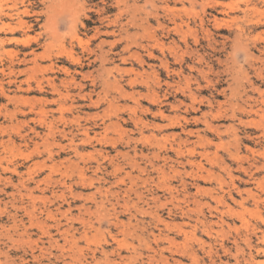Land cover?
I'll use <instances>...</instances> for the list:
<instances>
[{
	"label": "rangeland",
	"instance_id": "374dc122",
	"mask_svg": "<svg viewBox=\"0 0 264 264\" xmlns=\"http://www.w3.org/2000/svg\"><path fill=\"white\" fill-rule=\"evenodd\" d=\"M125 1L128 5L137 1L136 6L149 10L143 0H93L85 4L84 11H73L75 4L69 3L60 13L55 10L56 17L47 29L42 28L45 18L39 16L27 36L0 33L2 39H36L32 48L36 54L43 52L45 36H54L47 48L49 57L39 59L37 67L31 63L16 67L20 71L31 68L17 77L29 82L30 91L25 92L23 83L16 92L22 97L17 103L0 95L1 263L264 264L262 234L252 237L248 248L237 238V232L242 236L245 232L240 220L227 213L229 209L242 212L250 225H258L264 232V201L253 200L245 191L264 200V170L239 169L240 164L247 168L252 159L257 167L264 166V139L256 125L260 120L237 109V118H232L226 105L230 94L238 106L244 100L255 102L259 92L264 94V41H260L264 40V13H244L252 4L264 8V0H149L160 14L158 21L167 26L171 25L164 18V5L178 9L184 20L191 13L189 29L163 39L165 44L175 42L172 47L179 58L174 60V53L167 50L164 55L169 69L181 72V78L175 73L167 76L161 51L151 49V41L141 30L129 28L126 39L118 25L109 23L124 9ZM31 2L33 11L43 10L42 0ZM26 21L34 24L32 19ZM200 22L209 34L200 29ZM148 26L162 39L155 19ZM96 28L102 33L91 39ZM237 30L243 31L239 40L248 51L246 56L232 51ZM4 49L14 47L9 44ZM190 49L203 62L197 64ZM148 50L153 51L154 59L148 57ZM100 52L104 61L97 58ZM0 58L4 59L0 68H5L2 63L6 65L7 58ZM49 65L55 71L64 68L75 74L76 82L83 86L81 92L71 86L69 97L59 100L43 80ZM190 65L206 72L202 77L192 73L199 84L190 82L200 102L195 104L196 110L189 108L188 94L176 87L179 83L185 88L180 80L189 77ZM45 77L56 79L63 90V71H49ZM134 78L139 81L133 85L130 80ZM0 81L5 84L7 77L0 74ZM41 98L47 101L42 103L43 114L39 112ZM217 111L221 116L213 118ZM174 116L186 121L171 126L168 119ZM207 122L218 127L219 134L207 128ZM229 127L234 131L228 132ZM234 133L237 141L231 138ZM192 149L195 154L190 155ZM204 149L212 162L198 154ZM186 160L200 161L203 170ZM14 168L17 173L12 172ZM207 172L209 178H200L208 176ZM219 197H224V203H217Z\"/></svg>",
	"mask_w": 264,
	"mask_h": 264
},
{
	"label": "bare ground",
	"instance_id": "6f19581e",
	"mask_svg": "<svg viewBox=\"0 0 264 264\" xmlns=\"http://www.w3.org/2000/svg\"><path fill=\"white\" fill-rule=\"evenodd\" d=\"M2 1H4V3H2ZM38 1V0H37ZM57 1V2H55ZM93 0H42L41 4L44 6L43 7V10L40 12V13H36L35 11L32 10V5H33V1L31 2V0H0V33H7V34H10V35H15V34H18V35H21V36H27L30 32H32V29L34 26H36V24H38V17L41 16L43 18H45V21H44V24L42 25V28H45L47 29V27L51 26L52 25V21L53 19H55L56 17V12H59L60 11H63L64 7L66 4H69V3H74L75 6L72 7V10L75 11V8L78 9V11H84L85 9V4H87V2H91ZM123 1V0H121ZM180 1V0H179ZM191 1V0H190ZM119 2V0H118ZM137 2V1H136ZM136 2L134 1L132 3V5H128V3L125 1L123 3V7L124 9L123 10H119L118 11V14L114 16V19L110 20L109 23L110 24H113V25H118L119 28H120V31L122 33H124L127 37H124L126 39H128V33H129V28H134V29H138V30H141L142 31V35H145L147 36L148 40L151 41V49H158L159 51H161V56L163 57V59H160V62H161V65L162 67H164V69L166 70V73H167V76L170 75V73H175L179 78H181V72H175L173 70H170L169 67H168V60L165 59V55H164V50H167L169 51V53H174V48L172 47L175 46V42L174 41H171L170 43H167L165 44V42L163 41V39H168L170 37V35L173 33V34H179L183 28H187L189 29L190 28V24L192 23L191 21V17L189 16V14H191L190 12L187 14V20H184L182 18V16L179 14L180 12L175 9H171L169 8L167 5H164V7H161L163 13H165L164 15V18H166L167 22L171 25V26H167V25H164L163 23H160L158 21L159 17H160V14L157 12V8H155L153 5L152 2H150L149 0H143V3L144 4H148L149 6V10L145 11L144 8L142 7H138L136 6ZM38 3V2H37ZM120 3V2H119ZM193 3V2H192ZM93 4V3H92ZM57 5V8H54V6ZM64 5V7H63ZM203 5V4H202ZM201 5V6H202ZM97 7V5H95V8ZM69 8V7H67ZM106 8V7H105ZM77 9H76V15H77ZM108 9V8H107ZM91 10V9H90ZM102 10V9H101ZM92 11L94 12H100L98 9H92ZM139 11H142L144 14L141 15L139 13ZM186 11V10H185ZM190 11V9H189ZM249 12H253V13H264V8H258L255 4H252L251 6H247L246 9H245V15H247V13ZM97 14V13H96ZM192 14H193V11H192ZM72 15H73V12H72ZM99 15V14H98ZM123 15L125 16L124 17V21H122L123 19ZM34 18V19H33ZM212 18V17H211ZM27 19H32V22L34 24H32L31 22L29 21H26ZM76 18H74L75 20ZM150 19H155L156 21V25H157V29L158 30H161L163 32V35H162V39L160 38H157L156 35L154 34V31H152L151 27L148 26L149 22H150ZM216 20V18H215ZM212 21V20H211ZM220 21V20H219ZM222 21V20H221ZM72 24H74V21L72 22ZM147 24V25H146ZM198 24V23H197ZM209 24V23H208ZM217 26H218V22L216 23ZM69 28H72V25H71V22H69ZM196 26V24H195ZM221 26V25H220ZM219 26V27H220ZM198 27V26H197ZM199 27L200 29H202V31H204L206 34H209V31L206 30L204 28V24L203 22H200L199 23ZM222 28V27H221ZM225 28V27H224ZM73 29V28H72ZM199 29V31H200ZM226 29V28H225ZM191 30V29H190ZM227 30V29H226ZM185 31V30H184ZM201 31V32H202ZM55 32V30H54ZM222 32V31H221ZM225 32V31H224ZM52 33V32H50ZM102 32H100L99 28H96L94 33L91 35V39H96ZM235 37L233 38V40L231 41L232 45H231V48H232V51L234 54H238L239 52H241L242 54H244L245 56L248 55V51L246 49V47L240 43V37L242 36L243 34V31L241 30H237L235 32ZM105 34H109V32H105ZM112 34V33H111ZM183 34V33H182ZM186 34V33H185ZM181 35V34H180ZM189 35V34H188ZM204 35V34H203ZM31 36V35H30ZM183 36V35H182ZM190 36V35H189ZM45 44L43 45L42 49H43V52L41 54H36L35 53V50L32 49L33 48V44H37V40L36 39H32L27 37L26 39H20V38H16L15 36L14 37H11V38H5V39H2L0 38V55H3L7 58V64L5 65L4 62L2 63V66L5 67V68H0V74L2 76H6L7 77V81L5 82V84L3 82L0 81V95L3 96L4 98H6L7 102L9 103H14L17 101H20L22 99V97H19V96H16V92L20 91L22 88H21V85L24 83L26 84V87H27V90L25 92H28L30 91V84L28 81H19L17 77H19L20 75H24L26 74V72L31 69V68H24V70L22 69L21 71L20 70H17L16 67H19V66H22L23 64H27V63H31L32 67H37V62L39 59L43 58V57H49L48 53H47V48L48 46H50V42L53 40L54 36L53 34H51L50 36L46 35L45 36ZM200 38V37H199ZM207 38V37H206ZM76 40V39H75ZM134 40V39H133ZM132 40V41H133ZM77 41V40H76ZM124 41V40H123ZM126 41V40H125ZM131 41V40H130ZM260 41H264V40H260ZM78 42V41H77ZM81 42V41H80ZM117 42V41H116ZM85 43V42H84ZM83 43V44H84ZM114 43V42H112ZM119 43V42H118ZM129 43V42H128ZM126 43V49L128 50L129 49V44ZM134 43V42H131V44ZM185 40H183V44H185ZM222 43V42H221ZM252 43V42H251ZM13 45L14 49L12 50H5L4 49V46L6 45ZM98 44V43H97ZM135 44L136 41H135ZM102 45V44H101ZM168 45V46H166ZM186 45V44H185ZM86 46V44H85ZM132 46H134L132 44ZM72 47V46H71ZM178 47V46H177ZM184 47V46H183ZM176 48V47H175ZM225 48V47H224ZM124 49V48H123ZM177 49V48H176ZM25 50H29L30 52L28 54H25L24 51ZM71 50V49H70ZM69 50V51H70ZM181 50V49H180ZM64 51V50H63ZM89 51V50H88ZM87 51V52H88ZM166 51V52H167ZM182 51V50H181ZM69 53V52H67ZM89 53H94L93 51H89ZM134 53V52H133ZM160 53V52H159ZM99 54V53H98ZM189 54H192L193 56H195L196 60L197 61V64L203 62V58L202 56H200V54H198L195 49H190V52ZM32 56L31 59H26L27 56ZM69 55V54H68ZM90 55V54H89ZM133 56V54H131ZM136 55V54H135ZM147 55L148 57H150L151 59H154V55H153V51H150L148 50L147 51ZM170 55V54H169ZM174 55V56H173ZM180 55V53H179ZM185 55V54H184ZM20 56H24V59L23 60H20ZM168 56V55H167ZM171 56L173 57H176L178 56L176 53L172 54ZM72 61L74 63H78L79 60L78 59H75V58H72ZM97 58H99L101 61H104L105 60V55L103 52H100L99 55H97ZM172 58V57H171ZM177 58L179 57H176V59L174 60H177ZM140 60V59H139ZM264 60V59H263ZM4 61V59H1L0 58V62ZM123 61V60H122ZM142 61V60H141ZM179 61H183L182 59H180ZM124 62V61H123ZM137 62V61H136ZM139 62V61H138ZM173 62V61H172ZM262 62V61H261ZM174 63V62H173ZM179 64V63H178ZM263 64H264V61H263ZM209 65V64H208ZM31 67V66H30ZM181 67V66H180ZM187 68V67H186ZM189 71L191 72L189 74V77H183L181 81L184 82V85H185V88H182L179 83H177L176 87L178 90H180L182 93H185V94H188V97H189V100H191V105H190V109L192 110H196L195 109V104H199L200 102L197 100V95L191 90L190 88V82H192V84L194 82H196V85L197 87H199V84H198V81L197 79L192 75V73H197L199 76H205L206 72L205 70L203 69H199L198 67L194 66V65H190L189 67ZM227 68V67H226ZM64 69V68H63ZM63 69H57L55 71V68L53 67V65H49L48 67H46L44 69V75H43V80L46 82V85L52 90V92L54 93V95L57 96V98L59 100L63 99V98H66V97H69L70 95V92H69V87L73 86L75 88H77L79 90V92H81V89L83 86H81V84H79L78 82H76V79L74 77L75 74H70V72L68 70H63ZM163 69V68H162ZM109 70V69H108ZM116 70V69H115ZM130 70V69H129ZM54 72V73H57L59 71H63V73L65 74L66 78L60 80V84L63 88V90L55 83L56 79H50L49 77H45V75L47 74V72ZM126 71V70H125ZM40 72V71H38ZM42 73V72H40ZM74 73V72H73ZM80 74L79 72H76V74ZM89 73V72H88ZM87 73V74H88ZM123 73V72H122ZM145 73V72H144ZM35 74V73H33ZM85 74V73H84ZM126 74V73H125ZM132 74V73H131ZM140 74V73H139ZM98 75V74H97ZM135 75V74H134ZM133 76V75H132ZM138 76V75H136ZM31 77V76H30ZM145 77V76H144ZM176 77V76H175ZM240 77V76H239ZM156 78V77H155ZM244 78V77H243ZM253 78V77H252ZM245 79V78H244ZM84 80V79H83ZM237 80V79H236ZM255 80V79H254ZM137 79L134 78L132 80H130V83L134 85V83H136ZM139 81V80H138ZM137 81V82H138ZM206 82V81H204ZM225 82V81H224ZM236 82V81H235ZM245 82V81H244ZM145 83V82H144ZM207 83V82H206ZM40 84V83H39ZM103 84H106L105 82ZM140 84V83H139ZM154 84V83H153ZM250 84V83H249ZM128 85V84H127ZM141 85V84H140ZM157 85V84H156ZM252 86V84H250ZM249 85V86H250ZM106 86L109 87L108 84H106ZM105 86V87H106ZM111 86V85H110ZM116 86V85H115ZM201 86V85H200ZM227 86V85H226ZM39 87V86H38ZM112 87V86H111ZM196 87V88H197ZM11 88H15V91L11 90ZM36 88V87H35ZM156 88V87H155ZM234 88V87H233ZM41 90L43 88H40ZM199 89V88H198ZM231 89V88H230ZM235 89V88H234ZM249 89V88H248ZM118 91V89H117ZM179 91V92H180ZM246 91V90H245ZM14 93L13 95H9V93ZM114 92V91H113ZM231 93V91H230ZM154 94V93H153ZM179 94V93H178ZM181 94V93H180ZM79 97H84L83 95H81L80 93H78ZM88 95V94H87ZM106 95V94H105ZM127 95V94H126ZM138 95V94H137ZM215 95V94H214ZM237 95V94H236ZM239 95V94H238ZM89 96V95H88ZM102 96V95H101ZM258 98L255 102L253 103H249L248 101L244 100L243 102V105L242 106H238L236 103H234L233 101H231V94L228 96V98L226 99V105H228V108L231 109L233 115H232V118H237V115L235 114V109L239 110L241 112V114H253L255 115L256 117L258 116L260 122L257 125V128L259 130H261V134L260 136L264 139V122H263V118H264V94L263 93H260L258 94ZM147 97V96H146ZM187 97V96H186ZM244 97V96H243ZM90 98V97H89ZM132 98V97H131ZM149 98V97H148ZM42 99V98H41ZM150 99H151V95H150ZM156 99V98H155ZM25 100V99H24ZM83 100V99H82ZM130 100V99H129ZM157 100V99H156ZM250 100V99H248ZM28 101V100H27ZM135 101V100H134ZM254 101V100H253ZM23 102V101H22ZM31 102V101H30ZM33 102V101H32ZM47 101H44L42 99L41 101V104L43 103H46ZM92 102V101H91ZM101 102V101H100ZM189 102V103H190ZM19 104V103H18ZM17 104V105H18ZM43 104L41 106H39V112L40 113H44L45 111V107H43ZM95 104H97L95 102ZM21 105V104H19ZM24 105V104H22ZM91 105H93L91 103ZM110 105V104H109ZM25 106V105H24ZM188 106V105H187ZM112 107V106H111ZM174 109H177L178 106H174L173 107ZM107 109V108H106ZM110 109V107H109ZM221 108H219L220 110ZM134 110V109H133ZM227 111V110H225ZM16 112V111H15ZM21 113V111H20ZM215 116H221L220 115V112H216L215 114H213V118ZM44 116H42L43 118ZM136 117V116H135ZM41 118V117H40ZM168 118V117H167ZM44 119V118H43ZM91 119V118H90ZM93 119V118H92ZM131 120V119H130ZM166 120V119H165ZM169 122H170V125L173 126L174 124L176 123H179L180 120H184L186 121V119L184 117L180 118L178 116H174V117H171L168 119ZM234 120V119H233ZM240 122L241 120L238 119ZM137 122V121H135ZM254 122H256L254 120ZM253 122V123H254ZM257 123V122H256ZM255 124V123H254ZM207 128H209L210 130H213L215 131L217 134H219V129L218 127H213L212 125L208 124L207 122ZM250 125V124H249ZM252 125V124H251ZM250 125V127H252ZM106 126V125H105ZM117 126V125H116ZM108 127V126H107ZM115 127V126H114ZM162 127V126H160ZM47 129L50 131H52V126L48 125L47 126ZM116 129V127H115ZM114 129V130H115ZM232 129V130H231ZM44 130V129H43ZM110 130V129H109ZM227 131L230 130V131H234V128L233 127H229L226 129ZM106 131V129H105ZM225 131V130H224ZM63 132V131H62ZM66 132V131H65ZM68 132V131H67ZM229 132V131H228ZM85 133V132H84ZM118 133V132H117ZM53 134V133H52ZM60 134V133H59ZM122 134V133H121ZM53 136V135H52ZM86 138H87V135H85ZM120 136V135H119ZM63 137V136H62ZM93 137V136H92ZM106 137V136H105ZM104 137V138H105ZM102 137H100L101 139ZM231 138L232 140L234 141H237V136L236 134L234 133L233 135H231ZM247 138V137H246ZM47 139V138H45ZM103 139V138H102ZM101 139V140H102ZM173 139V138H172ZM105 140V139H104ZM108 141V140H107ZM51 142V141H50ZM207 142V141H206ZM197 144V143H196ZM49 145V144H48ZM217 145V144H216ZM225 146V145H224ZM233 146V145H232ZM241 146V145H240ZM218 147V146H217ZM238 147V146H237ZM63 148V147H62ZM170 148V147H169ZM236 148V147H235ZM186 149V148H185ZM191 149V148H190ZM187 150V149H186ZM185 150V151H186ZM184 151V152H185ZM210 151V150H209ZM250 152V151H249ZM188 153H190V155H193L195 154V151L192 149V150H188ZM200 155V157H202V160H206L207 162H212L209 160V154L207 152L206 149L203 150V152L201 153H198ZM214 154V153H213ZM211 157H212V154H211ZM237 157V155H236ZM218 158V157H217ZM234 159H237L239 160L238 158H235ZM249 159V158H248ZM218 160V159H217ZM246 160V159H245ZM110 161V160H109ZM188 161V163L192 166H196V169H198L199 171H202L203 170V165L202 163L199 161V162H192V161H189V160H186ZM220 161V160H219ZM222 161V160H221ZM252 162L250 163L249 161L247 162L248 164V167L247 168H244L242 166V164L239 165V169H242V171H246V170H249V169H255V170H261V168L264 170V166H261L260 168L256 166V161L254 159L251 160ZM134 162V161H133ZM221 163V162H220ZM223 163V162H222ZM44 164V163H43ZM153 164V163H152ZM262 165V162L260 163ZM40 165V164H39ZM115 167V166H114ZM117 167V166H116ZM41 168V166H40ZM152 168V166H151ZM80 169V168H79ZM87 169V168H86ZM96 170V169H95ZM82 171V169H81ZM12 172L13 173H17V170L16 168L12 169ZM142 172H143V169H142ZM12 173V174H13ZM208 176L206 175L204 177L203 176H200V178H209L210 174L207 172ZM216 176V175H215ZM1 177V176H0ZM9 178H7L8 180ZM217 179H218V175H217ZM5 180V179H4ZM95 180V179H94ZM131 181V180H130ZM261 182V181H260ZM43 183V181L41 182ZM145 183V182H144ZM227 184V183H226ZM242 184V183H241ZM262 185V184H261ZM47 186V185H46ZM157 186V185H156ZM164 186V185H163ZM162 187V186H161ZM25 188V187H23ZM169 188V187H168ZM262 188V187H261ZM244 191V190H243ZM247 191V196L252 198L253 200L255 201H261L263 203L264 200H262V198L260 196H257L255 194H253L250 190H245ZM1 192V191H0ZM28 194V193H27ZM29 195V194H28ZM174 195V194H173ZM209 196V195H208ZM32 197V196H31ZM210 197V196H209ZM212 197V196H211ZM33 198V197H32ZM137 198L140 199V196L137 195ZM154 198V197H153ZM152 199V198H151ZM174 199V198H173ZM184 199V198H183ZM182 199V200H183ZM216 199V198H215ZM223 199L224 197H219L218 199V202L219 204H222L224 203L223 202ZM128 200V199H127ZM33 201V200H32ZM195 201V200H194ZM244 201V199H243ZM181 202V201H180ZM33 203V202H32ZM195 204V202H193ZM28 205V204H27ZM124 205V204H123ZM148 205V204H147ZM160 205V204H159ZM243 206V204H241ZM35 206V205H34ZM175 206V205H174ZM199 207V206H198ZM197 208V207H196ZM212 208V207H211ZM31 209V208H30ZM127 209V208H126ZM192 208H190L191 210ZM199 209V208H198ZM32 210V209H31ZM224 210V209H223ZM243 210H245V208H243ZM187 211V210H186ZM197 211V210H195ZM217 211V209H216ZM67 212V211H66ZM151 213V212H150ZM229 214H231V216H234L237 217L239 220H240V223H241V228H244L245 232H244V235L242 236L239 232H237V238H240L241 241H243L244 244H246V246H248V248H251V238L252 237H256L257 233H260L262 234L261 236V239L264 241V232L258 230L260 229V227L258 225H250L246 220L245 218L242 216L243 213L242 212H239V211H235L233 209H229L228 212ZM233 213V214H232ZM183 216V215H182ZM156 217V216H155ZM218 219V218H217ZM162 220V219H161ZM199 221V220H198ZM223 221V220H222ZM32 222V221H31ZM262 223H264V218L262 219ZM184 225V224H183ZM37 226V225H36ZM176 226V225H175ZM189 227V226H188ZM167 228V227H166ZM206 230V229H205ZM210 230V229H209ZM179 231H182L181 229H179ZM184 231V230H183ZM189 232V230L187 231ZM1 233V231H0ZM186 233V232H185ZM215 233V232H214ZM2 234V233H1ZM188 234V233H187ZM193 234V233H192ZM191 235V234H190ZM2 236V235H1ZM224 236V235H223ZM183 237V236H182ZM226 237V236H225ZM23 238V237H22ZM223 238V237H222ZM187 239V237H186ZM196 239V238H195ZM166 241V240H165ZM169 241V240H168ZM235 242L236 239L234 240ZM170 242V241H169ZM196 242V241H194ZM263 243V242H262ZM174 244V243H173ZM202 245V244H201ZM238 250V248H237ZM164 259V258H163ZM152 260V259H151ZM165 261V260H164ZM0 264L1 261H0ZM164 264V263H163Z\"/></svg>",
	"mask_w": 264,
	"mask_h": 264
}]
</instances>
